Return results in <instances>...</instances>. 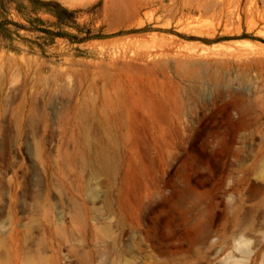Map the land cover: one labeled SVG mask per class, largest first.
<instances>
[{
	"label": "rangeland",
	"instance_id": "374dc122",
	"mask_svg": "<svg viewBox=\"0 0 264 264\" xmlns=\"http://www.w3.org/2000/svg\"><path fill=\"white\" fill-rule=\"evenodd\" d=\"M0 264H264V0H0Z\"/></svg>",
	"mask_w": 264,
	"mask_h": 264
}]
</instances>
